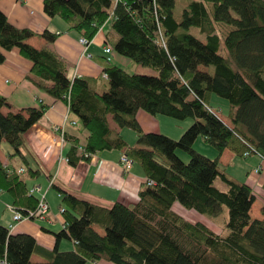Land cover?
I'll return each instance as SVG.
<instances>
[{"label":"trees","instance_id":"obj_1","mask_svg":"<svg viewBox=\"0 0 264 264\" xmlns=\"http://www.w3.org/2000/svg\"><path fill=\"white\" fill-rule=\"evenodd\" d=\"M176 4L177 0H42L47 16L61 18L88 40L111 18V29L117 34L115 52L156 72L129 73L105 57L102 74H107V88L101 91L93 90L84 78L69 79L64 62L54 52L28 42L34 36L52 42L55 32L17 28L0 10V63L4 52L17 49L31 62L28 78L54 100L65 101L79 118L88 132L86 152L122 150L146 176L133 206L120 201L99 206L54 185L62 197L63 225L51 232L53 249L41 248L30 234L0 226V263L33 264L31 254L40 253L47 258L46 264L100 260L264 264V206L262 218H252L251 188L230 177L219 163L224 149L238 156L249 151L264 159V0H182L179 18ZM224 25L230 29L222 31ZM212 94L228 101L231 121L225 122L212 110ZM47 106L40 102L4 113L2 109L10 105L0 96V144L5 141L11 147V156L25 161L24 133L40 120ZM138 110L193 122L173 139L143 131L135 118ZM108 115L119 128L137 134L135 143L127 144L109 127ZM197 137L216 150L215 157L194 148ZM76 149L73 145L67 158L72 165L89 159ZM177 150L188 155L186 162ZM216 179L225 189L215 186ZM3 191L10 193L12 205L22 213L36 208L38 197L28 193L25 178L9 172L0 160ZM175 203L208 217L225 207L226 233L185 218L173 209ZM62 239L73 241L74 250H58Z\"/></svg>","mask_w":264,"mask_h":264},{"label":"crops","instance_id":"obj_2","mask_svg":"<svg viewBox=\"0 0 264 264\" xmlns=\"http://www.w3.org/2000/svg\"><path fill=\"white\" fill-rule=\"evenodd\" d=\"M0 10L17 28H29L35 33H40L44 29L55 32L57 37L52 42L37 36L31 37L28 42L36 48L46 47L54 52L64 62L69 79L84 78L96 91L107 88V81L102 74L105 66L104 58L111 54V46L117 40L116 34L111 32L103 34L104 28L101 27L88 45L87 51L91 56L86 57L81 55L83 47L79 43L80 34L70 30L61 18L47 16L43 11L42 0H0ZM109 37L113 39L112 45ZM106 47L110 48L109 53L104 52ZM4 54L5 60L0 63V96L7 99L10 107L3 108L2 111L16 112L23 108L35 107L40 102L48 106L40 120L24 133L21 151L25 161L18 156H11L12 149L5 141L0 144V160L9 172H15L25 178L28 191L34 186L40 188L39 191L45 195L49 210L45 219L15 223L11 212L7 209V205L12 204L13 198L10 193L3 191L0 192V226L6 227L12 233L30 234L35 238L38 246L51 250L55 245L51 232L59 231L63 225V216L60 212L63 206L62 197L54 185L99 206L109 207L115 201L133 206L138 201V191L142 188L146 176L136 163H132L130 169L125 170L120 163V157L124 153L118 149L99 151L87 160L80 159L75 165L70 164L67 159L70 150L73 145L85 144L87 130L82 126L79 118L69 110L65 101L54 100L28 78L31 62L22 57L17 49L6 51ZM110 56L111 58H107L119 67L121 65L117 62H123L126 66L133 68L134 72L152 74L153 69L149 67L139 69L131 64L132 62L123 60L117 55ZM121 68L124 69V67ZM210 98L211 96L209 105H211ZM212 108L217 111L213 106ZM163 116L150 115L143 110H138L135 118L145 132H164L161 129L162 123L165 122ZM227 119L231 121V110ZM107 121L109 127L118 131L127 144L135 143L137 134L133 130L126 127L119 128L110 115L107 116ZM56 125L64 126V142L60 140L59 132L53 129ZM167 136L172 135L167 134ZM74 140L76 144L73 143ZM206 147L210 146L201 138L199 147L194 148L208 157H215L216 150L212 152ZM219 163L230 177L251 188L254 202L251 205L250 216L254 209L255 218H262L264 159L256 153L238 156L231 150L224 149L220 154ZM20 168H24V171L20 172ZM27 168L31 173L25 172ZM51 181L53 185L50 184ZM40 193H34V195L39 197ZM57 247L60 251L74 250V243L71 240L62 239ZM30 262L46 264L48 260L40 253H32ZM94 263L111 264L105 260Z\"/></svg>","mask_w":264,"mask_h":264},{"label":"rangeland","instance_id":"obj_3","mask_svg":"<svg viewBox=\"0 0 264 264\" xmlns=\"http://www.w3.org/2000/svg\"><path fill=\"white\" fill-rule=\"evenodd\" d=\"M176 5L177 6H176V9H175V15H176V17L179 18L180 15H181V7L183 6L182 5V0H177V4ZM102 28H104V31H103L104 33L103 34H107V32H111L113 34H116L111 29V18L107 19V21L102 26ZM220 29L222 31H227L228 29H230V27L224 25V27H220ZM189 31L191 33H193V34H197V32L194 29H192V28ZM219 36L221 38V40H220V50L219 51L223 53V48H224V45H223V34H221L219 32ZM198 37H200L201 39L204 40L203 36L198 35ZM109 39H110V42H111L110 44L112 45L113 39L110 38V37H109ZM110 55H117V56L123 58V60H126V61L128 60V61L132 62L131 64H134V66H137V68H139V69L145 68L142 65H139L137 63H133V61H131L129 58L124 57V56L119 55L118 53H116L115 50L113 49V46H111V54H108L106 56L111 58ZM113 61L115 62V60H113ZM117 64L121 65V67H124V69L127 72H129V73L147 74V73H142V72H134L133 68H131L129 66H126V64L123 63V62H117ZM137 71H139V70H137ZM152 74H156V72L154 70H152ZM210 104H211V106L216 108L218 112L215 109H213V108H212V110H214L224 120H226V121L228 120L227 116H228V114L230 112V105H229V103H228V101L226 99L218 97L215 94H212L211 98H210ZM162 118H165V122H163L162 125H161V129L164 132H158V133H162V134H165V135H167V134L168 135H172L173 137L172 136H169V137H171L173 139H178L180 137V135H181L180 131L182 129H183L182 131H184L193 122V120L191 118H186L184 120H177V119H173V118L168 117V116H163ZM131 132H133V131H131ZM200 142H201V137H198V139L195 140V142H194V145H195L194 147H196V148L199 147ZM204 146H206V145H204ZM206 148H209V150H211L212 152H214V150H215V149H212V147H206ZM176 153L178 154V156L181 155V157L183 159L180 156L179 157L185 162L189 158L188 155L185 152L181 151V150H177ZM241 160H243V158H241ZM148 184H151V183H148ZM214 184L219 189H222V190L225 189V185L219 179H216ZM173 209L177 213L183 215L185 218H187V219H189L191 221H201V222L209 225V227H211L212 229H214L218 233H221V234H225L226 233L225 223L227 222L228 212H227V209L225 207L222 208V210L220 211V213L218 215L212 216V217L201 215L200 213H198V212H196L194 210L185 209L184 207H182L178 203L174 204ZM255 215H256L255 214V210L253 209L252 212H251V216L253 218H255ZM86 264H95V263L91 262V261H88Z\"/></svg>","mask_w":264,"mask_h":264},{"label":"built area","instance_id":"obj_4","mask_svg":"<svg viewBox=\"0 0 264 264\" xmlns=\"http://www.w3.org/2000/svg\"><path fill=\"white\" fill-rule=\"evenodd\" d=\"M90 41L91 40H88L83 36L79 37V43L83 47L82 54H81L82 56H86V57L91 56L90 53L87 51V48H88ZM104 52L109 53L110 48L106 47L104 49ZM103 77L106 78L107 74L103 73ZM66 98H68V97H66ZM53 129L55 131L59 132L60 140L62 142H64L65 141L64 126L63 125H56V126H53ZM77 149L80 153L83 154V156L85 158H91L93 156V154L86 152L84 150V145L79 144L77 146ZM248 153H249V151L244 152V156H247ZM120 163L125 170H129L131 167V164H132L130 159H128L125 154H123L120 157ZM19 171L20 172L24 171V168H20ZM148 183H152V181H148ZM50 184H52V181L50 182ZM39 190H40V188L38 186H34L28 191V193L29 194H34V193H38V192L40 193ZM7 209L11 212L13 221L15 223H19V222H22L25 220H32V219L42 220V219H45L47 214H48L49 206H48V203L45 199V195L43 193H40L39 197H38L36 208L34 210H28L26 213H22L21 211L17 210L12 204L7 205ZM62 211H63V208L61 207L60 212H62ZM0 264H6V262L4 260H2Z\"/></svg>","mask_w":264,"mask_h":264}]
</instances>
